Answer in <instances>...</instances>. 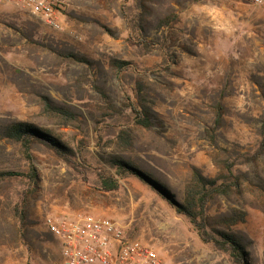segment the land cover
Here are the masks:
<instances>
[{
    "label": "rangeland",
    "instance_id": "rangeland-1",
    "mask_svg": "<svg viewBox=\"0 0 264 264\" xmlns=\"http://www.w3.org/2000/svg\"><path fill=\"white\" fill-rule=\"evenodd\" d=\"M63 2L57 32L0 5V172L16 174L0 182V264H61L45 220L88 215L115 221L162 264H234L136 178L102 191L116 159L179 203L194 171L232 185L208 214L243 216L231 231L247 264H264V155L244 158L262 141L263 10L250 0ZM133 107L151 128L137 125ZM17 123L67 150L70 163L31 146L35 188L20 143L5 137Z\"/></svg>",
    "mask_w": 264,
    "mask_h": 264
},
{
    "label": "trees",
    "instance_id": "trees-1",
    "mask_svg": "<svg viewBox=\"0 0 264 264\" xmlns=\"http://www.w3.org/2000/svg\"><path fill=\"white\" fill-rule=\"evenodd\" d=\"M119 64L122 65V63ZM45 107L51 109L47 103ZM132 112L138 126L146 129L151 128L152 121L145 112L139 111L136 107L132 108ZM5 137L15 139L20 143L24 157L29 163V172L25 177L34 188L38 184V176L32 165L30 152L31 146L34 143L41 144L54 151L70 163L66 154V148L59 144L57 139L38 130L34 126L24 123L14 124L6 131ZM262 155H264V122L262 125V141L253 154L244 156L245 162L255 164ZM112 165L115 167L114 174L103 176L99 180L102 191L112 192L118 190L120 178L129 176L136 178L160 195L178 215L186 217L203 244L211 245L215 251L228 255L234 264H247L244 250L237 236L231 231L232 226L237 222L244 221V217H218L208 214L210 201L219 195H225L232 185L227 183L217 184L216 180L205 179L197 171H194L190 182L186 186L184 200L182 203H179L164 187L139 168L119 159L114 160ZM228 171L232 174L231 168ZM14 176L16 174L12 172H0V182ZM233 186L239 187L237 178H235Z\"/></svg>",
    "mask_w": 264,
    "mask_h": 264
},
{
    "label": "built area",
    "instance_id": "built-area-1",
    "mask_svg": "<svg viewBox=\"0 0 264 264\" xmlns=\"http://www.w3.org/2000/svg\"><path fill=\"white\" fill-rule=\"evenodd\" d=\"M250 2L264 12V0ZM0 5L22 10L54 32L62 30L63 0H0ZM44 224L59 244L61 264H162L151 246L109 218H47Z\"/></svg>",
    "mask_w": 264,
    "mask_h": 264
}]
</instances>
